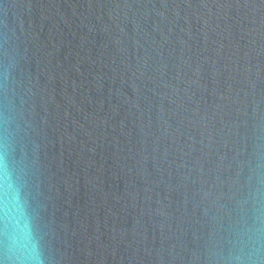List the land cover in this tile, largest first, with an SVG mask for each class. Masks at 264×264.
I'll use <instances>...</instances> for the list:
<instances>
[{
  "label": "water",
  "instance_id": "95a60500",
  "mask_svg": "<svg viewBox=\"0 0 264 264\" xmlns=\"http://www.w3.org/2000/svg\"><path fill=\"white\" fill-rule=\"evenodd\" d=\"M0 264H264V0H0Z\"/></svg>",
  "mask_w": 264,
  "mask_h": 264
}]
</instances>
